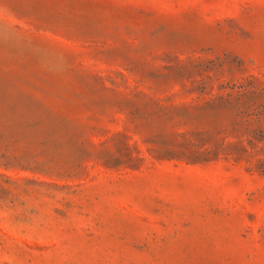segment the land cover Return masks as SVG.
<instances>
[{
	"label": "rangeland",
	"instance_id": "rangeland-1",
	"mask_svg": "<svg viewBox=\"0 0 264 264\" xmlns=\"http://www.w3.org/2000/svg\"><path fill=\"white\" fill-rule=\"evenodd\" d=\"M0 264H264V0H0Z\"/></svg>",
	"mask_w": 264,
	"mask_h": 264
}]
</instances>
